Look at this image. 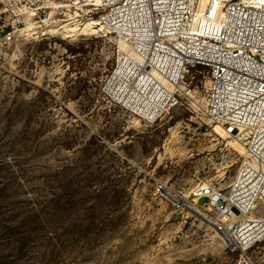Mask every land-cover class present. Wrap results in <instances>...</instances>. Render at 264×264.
I'll return each instance as SVG.
<instances>
[{"label":"rangeland","instance_id":"rangeland-1","mask_svg":"<svg viewBox=\"0 0 264 264\" xmlns=\"http://www.w3.org/2000/svg\"><path fill=\"white\" fill-rule=\"evenodd\" d=\"M11 2L0 0L13 32L0 36V264H264V240L231 244L199 192L229 189L245 153L235 138L184 103L155 122L114 104L118 44L85 28L94 3L54 0L30 19ZM204 74L192 66L188 81Z\"/></svg>","mask_w":264,"mask_h":264},{"label":"built area","instance_id":"built-area-1","mask_svg":"<svg viewBox=\"0 0 264 264\" xmlns=\"http://www.w3.org/2000/svg\"><path fill=\"white\" fill-rule=\"evenodd\" d=\"M11 1L16 15L31 19L54 0ZM90 12L117 40L104 89L114 104L155 122L184 103L244 144L229 189L199 192L231 244L248 250L261 243L264 216L254 211L264 203V1L99 0ZM0 36L13 39L2 21ZM192 66L210 70L203 85L188 81Z\"/></svg>","mask_w":264,"mask_h":264},{"label":"bare ground","instance_id":"bare-ground-1","mask_svg":"<svg viewBox=\"0 0 264 264\" xmlns=\"http://www.w3.org/2000/svg\"><path fill=\"white\" fill-rule=\"evenodd\" d=\"M262 1H264V0H262ZM77 2H79V1H77ZM98 2H99V0H89V5H92L93 3H94L93 5H97ZM91 3H92V4H91ZM95 24L100 26V24H99L98 21H92V22H90L89 24H87L85 28H93L92 25H95ZM84 25H85V24H84ZM82 29H83V28H82ZM70 30H71V29H70ZM76 30H77V29H76ZM80 30H81V29H80ZM120 46L123 47V44L120 43ZM213 129H214V131H215L218 135H220V136L223 137V138L231 137V136H229V135L225 132V130H224L222 127H220V126H214ZM231 144H232V146H233L235 149L239 150L241 153H244V152H245L244 144L241 143V142H240L239 140H237L236 138L231 142ZM165 193H166V195L171 196V197H172L173 199H175L176 201L179 199V198H176L175 195L171 194L170 192H168V191H166V190H165ZM183 206L186 207L187 209H189V210L192 211V212H196L197 214L203 216V218H205V219L208 220V217H207L204 213H202L200 210H197V209H196V210H197V211H196L195 209H193L190 205H188V204H186V203H184ZM223 235H224V234H223ZM224 236L228 239L227 235H224ZM228 241H229V239H228Z\"/></svg>","mask_w":264,"mask_h":264},{"label":"water","instance_id":"water-1","mask_svg":"<svg viewBox=\"0 0 264 264\" xmlns=\"http://www.w3.org/2000/svg\"><path fill=\"white\" fill-rule=\"evenodd\" d=\"M176 202H177L178 204H180V205H183V204H184V201L181 200V199H178ZM194 214L197 215L198 217H200L201 219L206 220L205 218H203V216L197 214L196 212H194ZM206 221H207V220H206Z\"/></svg>","mask_w":264,"mask_h":264}]
</instances>
